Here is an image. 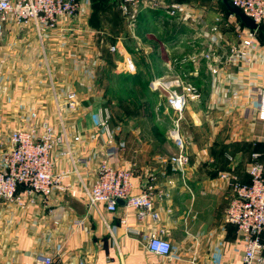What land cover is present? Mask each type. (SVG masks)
<instances>
[{"label": "crops", "instance_id": "0c3cea01", "mask_svg": "<svg viewBox=\"0 0 264 264\" xmlns=\"http://www.w3.org/2000/svg\"><path fill=\"white\" fill-rule=\"evenodd\" d=\"M93 12L90 3L81 1L77 17L61 19L40 38L33 24L4 25L0 162L10 148L13 130L34 129L38 134L47 123L63 136L52 152L53 171H72L66 151L73 159H87L88 164L76 166L79 177L71 174L64 180L69 188L65 193L46 200L34 196L24 209L0 200V264L30 263L37 255L50 256L55 264H239L242 236L223 217L233 197V179L249 183L247 169L253 154L264 162V123L256 117L264 90V25L256 33L248 62L226 52V62H237V68L223 64L211 83L210 115L205 116L204 110L194 115L195 122L212 128V134L204 141H193L191 149L186 147L190 162L180 172L164 162L176 152L169 138L152 135L144 139V145L131 148L127 144L126 149L118 142L104 145L106 136L98 127L104 100L97 74L106 64L109 44L105 31L92 25ZM114 57L120 63L121 57ZM126 58L129 55L123 61ZM70 92L77 98L74 111L66 107ZM225 124L239 136L225 138L221 132ZM74 137L79 140L73 141ZM101 158L130 169L133 195L151 188L155 220L138 221L124 205L114 213L101 204L96 209L87 205L81 185L89 187ZM152 233L169 242L168 257L147 251Z\"/></svg>", "mask_w": 264, "mask_h": 264}, {"label": "built area", "instance_id": "2783aa9c", "mask_svg": "<svg viewBox=\"0 0 264 264\" xmlns=\"http://www.w3.org/2000/svg\"><path fill=\"white\" fill-rule=\"evenodd\" d=\"M81 1L90 3V0H0V36L4 25L11 22L19 27L33 24L35 33L40 38L54 30L61 19L77 17ZM230 1L258 27L264 25V0ZM228 16V23H231L238 40V46L231 48L230 52L240 60L248 62L249 52L256 43V31L246 29L234 15ZM110 51H114V47H111ZM215 72L216 70L212 69V73ZM150 88L154 92L164 93L167 107L176 116L167 131V136L174 144L176 152L167 159V164L174 170L182 172L188 167L190 160L186 151L187 141L180 130V122L187 103L197 99L199 95L190 84L179 77L154 80L150 83ZM66 107L69 111L76 109L77 98L74 92L67 94ZM256 117L259 122L264 123V90L260 93ZM98 126H106V120L102 116ZM62 137L47 123L40 126L38 134L34 129H17L10 133V148L2 155L0 162V200L15 203L19 208L24 209L32 202L34 196L46 200L53 194L65 193L69 190L64 180L71 174L79 177L80 172L76 166H87L88 160L73 159L70 152L66 151L74 167L71 172L55 173L51 156L55 146L62 144ZM78 140V137L73 138L75 142ZM258 158L257 154H253L249 163L247 169L249 183L244 184L233 179V197L223 217L224 223L234 226L242 236L244 249L239 264H264L262 256L264 162H259ZM81 193L87 205L94 209L101 204L107 212L114 213L119 207L117 201L122 200L125 202V208L135 212L138 221L157 218L153 209L151 188L133 195L130 169L116 167L106 158L99 159L91 184L89 187L81 185ZM131 232L137 234L136 230ZM146 249L151 254L161 257H168L171 253L169 242L155 233L149 235ZM24 264H55V262L50 256L37 255L33 261Z\"/></svg>", "mask_w": 264, "mask_h": 264}, {"label": "rangeland", "instance_id": "374dc122", "mask_svg": "<svg viewBox=\"0 0 264 264\" xmlns=\"http://www.w3.org/2000/svg\"><path fill=\"white\" fill-rule=\"evenodd\" d=\"M228 15L219 0H95L92 25L105 31L109 44L106 64L97 74L104 100L100 117L106 120L105 127H98L106 136L105 146L118 142L123 149L127 144L135 148L152 135L168 140L176 116L164 93L150 88L154 80L168 77L181 78L199 95L182 114L186 147L191 149L193 141L212 134V128L195 122L194 115L201 110L210 115L211 83L223 64L238 66L225 59L238 43ZM118 55L120 63L114 62ZM124 55L130 58L123 61ZM225 125L221 131L225 138L239 136L233 126ZM197 146L201 149L204 143Z\"/></svg>", "mask_w": 264, "mask_h": 264}, {"label": "water", "instance_id": "95a60500", "mask_svg": "<svg viewBox=\"0 0 264 264\" xmlns=\"http://www.w3.org/2000/svg\"><path fill=\"white\" fill-rule=\"evenodd\" d=\"M224 5L225 9L229 14L234 15L239 22L249 31H256L258 29V25L248 16H246L238 7H236L232 1L230 0H219ZM117 203L120 206L125 204L124 201L118 200Z\"/></svg>", "mask_w": 264, "mask_h": 264}, {"label": "trees", "instance_id": "16d2710c", "mask_svg": "<svg viewBox=\"0 0 264 264\" xmlns=\"http://www.w3.org/2000/svg\"><path fill=\"white\" fill-rule=\"evenodd\" d=\"M221 2V1H220ZM222 4V3H221ZM90 5H91V7H93V10H94V7H95V0H90ZM223 5V4H222ZM224 6V5H223ZM225 8V7H224ZM226 10V9H225ZM226 12H227V10H226ZM227 14H229L228 12H227ZM262 26H259L258 27V29L256 30V33L257 34H260V31H261V28Z\"/></svg>", "mask_w": 264, "mask_h": 264}]
</instances>
